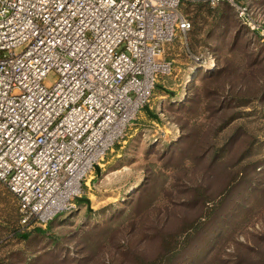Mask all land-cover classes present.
Listing matches in <instances>:
<instances>
[{"label":"rangeland","instance_id":"374dc122","mask_svg":"<svg viewBox=\"0 0 264 264\" xmlns=\"http://www.w3.org/2000/svg\"><path fill=\"white\" fill-rule=\"evenodd\" d=\"M240 1L264 17V0ZM185 11L172 74L90 176L88 203L25 231L0 182V264H264V41L227 5Z\"/></svg>","mask_w":264,"mask_h":264},{"label":"built area","instance_id":"2783aa9c","mask_svg":"<svg viewBox=\"0 0 264 264\" xmlns=\"http://www.w3.org/2000/svg\"><path fill=\"white\" fill-rule=\"evenodd\" d=\"M186 0H0V182L32 229L76 209L90 176L172 74ZM229 4L264 41V17ZM202 69L210 57H193ZM54 77L53 81H50Z\"/></svg>","mask_w":264,"mask_h":264},{"label":"trees","instance_id":"16d2710c","mask_svg":"<svg viewBox=\"0 0 264 264\" xmlns=\"http://www.w3.org/2000/svg\"><path fill=\"white\" fill-rule=\"evenodd\" d=\"M185 3H186V1L183 3V5H182V10H183V12L185 13V15L188 17V14H186V11H185ZM197 5H206V6H210L211 7V5L209 4V3H207V2H200V3H197ZM221 5H227V6H229L230 8H232L229 4H227V3H224V4H221ZM233 9V8H232ZM188 19L190 20V22H191V25H192V29H193V22L191 21V19L188 17ZM239 21V20H238ZM240 22V21H239ZM241 23V22H240ZM244 26V25H243ZM245 27V26H244ZM192 29H191V31H192ZM250 30V29H249ZM190 31V32H191ZM252 32V31H251ZM253 33V32H252ZM253 34H255V33H253ZM256 35V34H255ZM177 40V39H176ZM175 40V41H176ZM168 60V59H167ZM164 78V77H163ZM156 87H160L159 86V83L157 84V86ZM77 202H81V203H88L89 201H88V199H86V198H81V199H78L77 200ZM18 216H19V225H20V227L23 229V230H25V231H32V230H34V229H36V227H34V228H32V229H26V228H23L22 226H21V224H20V213H19V207H18ZM39 231H40V229H38Z\"/></svg>","mask_w":264,"mask_h":264},{"label":"bare ground","instance_id":"6f19581e","mask_svg":"<svg viewBox=\"0 0 264 264\" xmlns=\"http://www.w3.org/2000/svg\"><path fill=\"white\" fill-rule=\"evenodd\" d=\"M195 69H196V68H195ZM195 74H196V73H195ZM189 78L192 80L193 77H189ZM187 81H188V80H187Z\"/></svg>","mask_w":264,"mask_h":264},{"label":"crops","instance_id":"0c3cea01","mask_svg":"<svg viewBox=\"0 0 264 264\" xmlns=\"http://www.w3.org/2000/svg\"><path fill=\"white\" fill-rule=\"evenodd\" d=\"M14 197V196H13Z\"/></svg>","mask_w":264,"mask_h":264}]
</instances>
